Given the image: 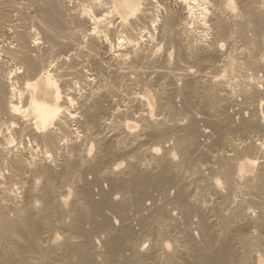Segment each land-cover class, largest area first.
Here are the masks:
<instances>
[{
	"label": "bare ground",
	"instance_id": "6f19581e",
	"mask_svg": "<svg viewBox=\"0 0 264 264\" xmlns=\"http://www.w3.org/2000/svg\"><path fill=\"white\" fill-rule=\"evenodd\" d=\"M176 1L0 0V264H264V0Z\"/></svg>",
	"mask_w": 264,
	"mask_h": 264
},
{
	"label": "rangeland",
	"instance_id": "374dc122",
	"mask_svg": "<svg viewBox=\"0 0 264 264\" xmlns=\"http://www.w3.org/2000/svg\"><path fill=\"white\" fill-rule=\"evenodd\" d=\"M160 1H162V2H165V0H160ZM171 2H172V4H173V6H174V8H178L179 6H180V3L178 2V1H176V0H171ZM177 3H178V5H177ZM176 8V9H177ZM230 8H232V7H230ZM230 10H232V9H230ZM207 16L208 17H210V14H209V12L207 13ZM195 20H199L198 22H196V21H194L195 23V25H198V24H200V25H202L201 23H200V21H201V19L200 18H195ZM198 23V24H197ZM199 25V29H202V26H200ZM157 33V34H156ZM159 32L158 31H155L154 30V32H153V36H154V41H152V43H157V45L159 46H157V45H155V47H154V51H153V54H154V56H156V57H158L159 55H162V54H164V52L166 51L167 52V50H168V48H169V50L168 51H170V49L172 50V48L171 47H169L168 46V44L167 43H165V41H162L161 39H160V33L158 34ZM156 34V35H155ZM208 35V36H207ZM210 35V36H209ZM204 38L206 37V39L207 38H210L211 37V34L209 33H205L204 35ZM226 38H221L220 39V41L218 42V45L219 46H221V50H223V51H226L227 50V48H228V46H229V43H227L226 42V40H225ZM156 41V42H155ZM158 42H159V44H158ZM220 43V44H219ZM224 43V44H223ZM223 44V45H222ZM238 45H240L239 44V42L237 43ZM166 45V46H165ZM226 45V46H225ZM240 46H242V45H240ZM240 46L238 47V48H240ZM157 47V48H156ZM157 49V50H156ZM162 49V50H161ZM158 52V53H157ZM156 53V54H155ZM174 54H169V59L171 60V63H175V55L173 56ZM173 56V57H172ZM185 60L186 61H188V59H184V60H181V63H185ZM191 61H189V63H190ZM188 63V64H189ZM205 70H211V69H206V68H204ZM223 70V71H222ZM225 71H226V73H225ZM214 72H218V73H220V74H225V76L228 78V77H230V78H232V79H235V77H232L233 75H234V68H232V67H228V68H223V69H217V70H215ZM233 73V74H232ZM229 75V76H228ZM180 80H178L177 79V82H179ZM176 98H175V102L177 103V104H179L180 102V100H181V97H179V96H175ZM180 98V99H179ZM179 100V101H178ZM154 111V110H153ZM236 115H238V114H236ZM199 121H198V124H199V126H201V127H203V125H204V123L203 122H201V120L200 119H198ZM203 121V120H202ZM135 128H138V126L136 127L135 126ZM201 138H202V136H201ZM170 142V141H169Z\"/></svg>",
	"mask_w": 264,
	"mask_h": 264
}]
</instances>
